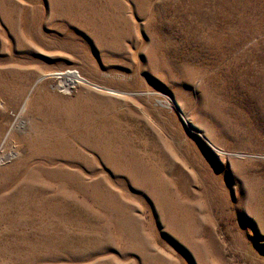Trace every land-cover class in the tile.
<instances>
[{
    "label": "rangeland",
    "instance_id": "obj_1",
    "mask_svg": "<svg viewBox=\"0 0 264 264\" xmlns=\"http://www.w3.org/2000/svg\"><path fill=\"white\" fill-rule=\"evenodd\" d=\"M0 264H264V0H0Z\"/></svg>",
    "mask_w": 264,
    "mask_h": 264
}]
</instances>
